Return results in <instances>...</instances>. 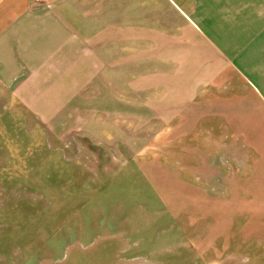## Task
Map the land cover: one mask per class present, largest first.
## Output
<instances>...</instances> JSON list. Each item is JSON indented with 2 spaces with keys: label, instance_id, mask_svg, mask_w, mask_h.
<instances>
[{
  "label": "rangeland",
  "instance_id": "obj_1",
  "mask_svg": "<svg viewBox=\"0 0 264 264\" xmlns=\"http://www.w3.org/2000/svg\"><path fill=\"white\" fill-rule=\"evenodd\" d=\"M96 1L42 83L1 94L0 264H251L260 101L243 78L159 66V21H182L167 0Z\"/></svg>",
  "mask_w": 264,
  "mask_h": 264
},
{
  "label": "crops",
  "instance_id": "obj_2",
  "mask_svg": "<svg viewBox=\"0 0 264 264\" xmlns=\"http://www.w3.org/2000/svg\"><path fill=\"white\" fill-rule=\"evenodd\" d=\"M140 1L144 5L147 0ZM167 1L182 21H159L171 29L154 34L159 66L164 60L184 69L205 68V85L225 82L227 76L237 77L241 84L243 78L252 93L250 106L256 108L258 98L264 108V0ZM93 2L97 4L96 0H0V97L3 91H31L32 85L43 82L37 79L43 74L38 69L47 67L66 29L81 26L82 11L98 10ZM102 4L107 12L132 9L130 0ZM33 67L37 76L27 77ZM21 81L31 87H15ZM257 122V118L251 121L254 131ZM250 199V263L264 264V213L257 212V205L264 204V180H252Z\"/></svg>",
  "mask_w": 264,
  "mask_h": 264
}]
</instances>
